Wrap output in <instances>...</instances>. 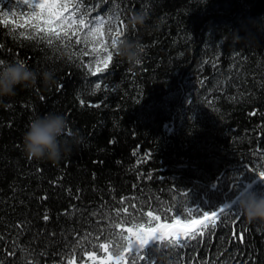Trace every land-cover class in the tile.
<instances>
[{
  "label": "trees",
  "instance_id": "trees-1",
  "mask_svg": "<svg viewBox=\"0 0 264 264\" xmlns=\"http://www.w3.org/2000/svg\"><path fill=\"white\" fill-rule=\"evenodd\" d=\"M82 2L91 18L119 6L122 39L139 44L140 63L114 54L106 72L92 76L81 67L90 56L69 59L84 47L76 37L54 53L14 39L0 23V64L22 61L37 73L52 71L56 81L45 87L38 77L0 98V264L101 255L94 245L129 215L146 220L152 211L165 221L161 210L199 206V218L229 205L247 185L264 192L254 170L264 164V0ZM13 3L0 0L15 13L8 16L14 27L29 10ZM136 11L148 17L144 28L127 25ZM97 82L101 90L92 94ZM48 112L66 116L84 138L58 163L31 160L22 148L30 121ZM178 261L264 264V224L229 207L187 247L153 253L152 264Z\"/></svg>",
  "mask_w": 264,
  "mask_h": 264
},
{
  "label": "snow or ice",
  "instance_id": "snow-or-ice-1",
  "mask_svg": "<svg viewBox=\"0 0 264 264\" xmlns=\"http://www.w3.org/2000/svg\"><path fill=\"white\" fill-rule=\"evenodd\" d=\"M2 2L13 3V0H2ZM25 6L29 10L28 20L14 27L9 25L8 16L9 13L12 15L15 13L12 9L4 11L0 8V17H3L0 23L8 28L9 34L14 39L23 38L43 43L52 48L54 53H59L61 48L70 49L72 47L70 42L76 37L75 44H83L84 47L78 49V52L70 53L69 59L90 56V61L81 64V67L92 76L105 73L113 55L118 54L117 45L126 32V25L121 18V9L118 5L111 15L104 18L99 16L91 18L93 9L85 8L82 0H22V2L15 0L13 3V7L17 9H23ZM137 63L139 64L140 61ZM99 90L101 83L97 82L92 94ZM80 102L83 103V100ZM92 106L99 107L98 104ZM254 170L264 181V164L259 169H255L254 166ZM247 187L251 185L244 188ZM183 195L187 196V193ZM227 208H229L228 204L220 207L218 211L204 212L202 218H195L194 213H199V206L195 209L189 207L186 213L179 206H173L161 210L165 220L163 223H161V215H153L152 211L147 213L146 220L129 215L123 221L112 225V230L105 235V242L94 245L103 255L97 256L96 251H90L88 258L92 264H141V262L152 264L153 253L156 251L165 247H187L191 240L202 237L206 230L214 229ZM123 211L128 213L127 208ZM173 211H175L174 216L168 215ZM116 215L120 216V212L117 211ZM169 220L172 222L168 223ZM122 223L131 226L121 227ZM177 264L180 262L178 261Z\"/></svg>",
  "mask_w": 264,
  "mask_h": 264
},
{
  "label": "clouds",
  "instance_id": "clouds-1",
  "mask_svg": "<svg viewBox=\"0 0 264 264\" xmlns=\"http://www.w3.org/2000/svg\"><path fill=\"white\" fill-rule=\"evenodd\" d=\"M148 17L141 11L131 13L127 25L133 29L144 28ZM139 44L135 41L122 39L117 45V53L130 65L140 61ZM42 79L45 87L56 83L50 70L37 73L24 62L0 64V98L16 95L18 87L30 88ZM84 146V138L79 131L71 130L69 122L63 114L48 112L30 121L22 137V148L25 155L41 162L58 163L67 152ZM229 207H235L244 215L249 223L264 224V192L253 190L252 186L240 189Z\"/></svg>",
  "mask_w": 264,
  "mask_h": 264
},
{
  "label": "rangeland",
  "instance_id": "rangeland-1",
  "mask_svg": "<svg viewBox=\"0 0 264 264\" xmlns=\"http://www.w3.org/2000/svg\"><path fill=\"white\" fill-rule=\"evenodd\" d=\"M199 218H202V217H199ZM165 221L161 220V223H163ZM168 223H171L172 221H167ZM103 255V253L101 254ZM97 256H100V255H97ZM68 264H92L91 260H89L88 258V253L87 255L85 256V258H83L82 260H77L76 258H72Z\"/></svg>",
  "mask_w": 264,
  "mask_h": 264
}]
</instances>
